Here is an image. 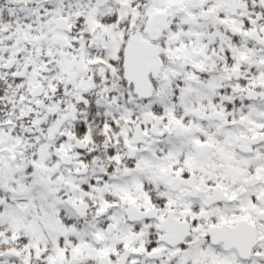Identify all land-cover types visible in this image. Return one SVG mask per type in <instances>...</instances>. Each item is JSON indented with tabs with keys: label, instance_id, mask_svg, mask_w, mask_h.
<instances>
[{
	"label": "snow or ice",
	"instance_id": "obj_1",
	"mask_svg": "<svg viewBox=\"0 0 264 264\" xmlns=\"http://www.w3.org/2000/svg\"><path fill=\"white\" fill-rule=\"evenodd\" d=\"M0 264H264V0H0Z\"/></svg>",
	"mask_w": 264,
	"mask_h": 264
}]
</instances>
